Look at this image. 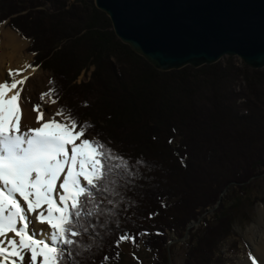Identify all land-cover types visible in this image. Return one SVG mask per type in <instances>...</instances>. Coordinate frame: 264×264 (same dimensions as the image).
<instances>
[{"label":"trees","instance_id":"obj_1","mask_svg":"<svg viewBox=\"0 0 264 264\" xmlns=\"http://www.w3.org/2000/svg\"><path fill=\"white\" fill-rule=\"evenodd\" d=\"M70 2L0 0V25L29 43L33 66L51 72L59 110L92 126L84 138L123 158L106 164L128 166L113 167L117 184L92 190L93 214L82 213L79 225L90 223L74 238L79 254L72 259L119 261L120 237L128 234L169 262L170 234L183 238L228 188L215 223L205 217L201 235L191 229L185 259L224 264L218 251L233 233L231 210L264 177V71L234 58L159 71L118 39L94 0ZM84 73L88 81H79Z\"/></svg>","mask_w":264,"mask_h":264},{"label":"snow or ice","instance_id":"obj_2","mask_svg":"<svg viewBox=\"0 0 264 264\" xmlns=\"http://www.w3.org/2000/svg\"><path fill=\"white\" fill-rule=\"evenodd\" d=\"M9 75L11 81L0 83V264H25L26 256L28 264H38V258L39 264H79L72 259L79 254L75 246L80 242L74 238L87 231L90 222L79 225V221L82 213L93 214L87 207L96 199L92 190L103 191L105 181L117 184L110 173L113 167L127 168V163L106 164L123 158L113 157L104 144L84 138L92 126L78 124L63 109L45 120V111L36 104L32 111L40 126L22 125L23 105L30 103L29 97L21 98L28 77L15 79L21 70H10ZM52 91L41 93V100ZM105 211L99 208L96 215L103 216ZM33 213L49 225L48 239H37V231L29 229V214ZM129 240L136 243L128 234L120 237V241ZM253 264H257L255 259Z\"/></svg>","mask_w":264,"mask_h":264},{"label":"water","instance_id":"obj_3","mask_svg":"<svg viewBox=\"0 0 264 264\" xmlns=\"http://www.w3.org/2000/svg\"><path fill=\"white\" fill-rule=\"evenodd\" d=\"M94 3L110 19L118 39L159 71L198 69L226 57L238 58L253 70L264 69V0ZM221 202L222 196L217 206ZM197 224L192 222L181 240Z\"/></svg>","mask_w":264,"mask_h":264},{"label":"rangeland","instance_id":"obj_4","mask_svg":"<svg viewBox=\"0 0 264 264\" xmlns=\"http://www.w3.org/2000/svg\"><path fill=\"white\" fill-rule=\"evenodd\" d=\"M70 3H74L75 0H70ZM13 34L19 42L24 45L22 50V56L26 58V62H28L26 68L22 71V76L28 77L27 82L23 86L24 91L21 94L22 100L25 97L30 98V105L33 106L36 104L41 105L43 109L44 105L46 104L47 112L52 109L53 114L59 110V105L56 101L55 104L51 103V96H45L43 100H41V93H47L50 90L49 81L51 79V72L43 70L39 66H33L34 55L28 53L27 49L29 47V43L22 39L18 34L12 31L7 23L0 25V33H7ZM227 58V57H226ZM224 58L222 61H224ZM239 62H242L238 58H234ZM243 63V62H242ZM244 64V63H243ZM29 65L31 67H29ZM245 65V64H244ZM7 66V64L5 65ZM248 67V66H247ZM250 68V67H249ZM30 69L36 70L40 72L43 76V80L41 82L37 81L35 77L29 76ZM93 70V69H92ZM260 71H264L261 69ZM36 72V73H37ZM91 73H84L80 78L79 81H88V77ZM10 80L11 77L9 76ZM17 78V77H16ZM53 116V115H52ZM57 117V116H56ZM60 119V118H58ZM78 130V129H77ZM87 139L93 140L91 136H88ZM77 143H80L78 140ZM252 180H250L248 184H251ZM228 189V188H227ZM227 189L224 191L222 196V201L224 195L227 193ZM248 195H239L241 197L239 205L237 207H233L231 210L235 222L233 227L232 235L227 238L219 247L218 256H221L224 264H253V258L255 254V246L253 241H257V237L261 233H264V202H256L255 198L263 197L264 198V177H261L259 181L250 187V189L246 190ZM239 193V192H238ZM221 199V197H220ZM21 203H23L21 201ZM219 203V202H218ZM217 203V204H218ZM222 203V202H221ZM221 205V204H220ZM217 208H209L207 210H213L212 212H208L206 215L202 216V221L200 224L194 225L192 229H194L192 235H201L204 229L203 220L206 217L210 223H215L213 219L214 212L220 207ZM46 207V206H45ZM200 218V219H201ZM199 219V220H200ZM29 220L32 221L29 225V229H35L37 231V239L41 237V230L43 233H50L51 229L47 223H41L37 219V214H29ZM198 220V221H199ZM190 235L191 229L189 231V236L184 240H181L175 236V234H170V259L169 262H165V259L162 256L158 255L155 251H151L147 247H145L142 243L136 245L129 241H124L122 243V252L120 253V260L119 261H112L110 264H185V259L187 257V252L189 250L190 243ZM257 235V237H256ZM185 237V236H184ZM183 237V238H184ZM38 258V264L39 260ZM164 259V260H163ZM28 264V257L26 256V262Z\"/></svg>","mask_w":264,"mask_h":264},{"label":"bare ground","instance_id":"obj_5","mask_svg":"<svg viewBox=\"0 0 264 264\" xmlns=\"http://www.w3.org/2000/svg\"><path fill=\"white\" fill-rule=\"evenodd\" d=\"M24 45H22L19 40L10 32L0 33V83H4L6 80L11 81L13 77L9 75V71L21 70L23 71L28 62L26 58L22 56V50ZM7 64V66H5ZM38 69H30L29 76L35 77L39 82L43 80V76L40 72H37ZM37 72V73H36ZM11 77V80L9 78ZM22 76V75H21ZM21 76H16L15 79H21ZM19 87V86H18ZM12 93H9L11 95ZM22 94V93H21ZM24 119L22 120V125L27 123L31 127H39L40 124L36 123L37 113L32 111V106L30 103L24 104ZM45 111V120L50 118L53 114L52 109L47 112L46 104L43 107ZM56 113V112H55ZM58 121L62 119L61 116L55 117ZM60 118V119H58ZM43 121H41L42 123ZM63 179V177H61ZM59 187V184L57 185ZM264 215V214H263ZM49 233V232H48ZM47 233H43L40 239H48ZM10 236L12 234H9ZM257 237V235H256ZM255 246L254 258L257 261V264H264V233H261L257 237V241H253Z\"/></svg>","mask_w":264,"mask_h":264}]
</instances>
